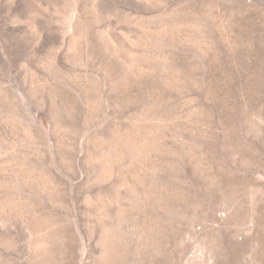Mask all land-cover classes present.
I'll use <instances>...</instances> for the list:
<instances>
[{"label":"rangeland","instance_id":"obj_1","mask_svg":"<svg viewBox=\"0 0 264 264\" xmlns=\"http://www.w3.org/2000/svg\"><path fill=\"white\" fill-rule=\"evenodd\" d=\"M0 264H264V0H0Z\"/></svg>","mask_w":264,"mask_h":264}]
</instances>
